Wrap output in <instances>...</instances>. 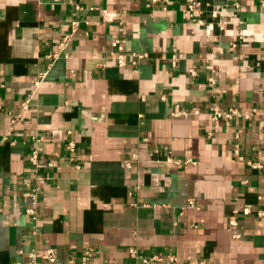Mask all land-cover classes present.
<instances>
[{
	"label": "crops",
	"instance_id": "obj_1",
	"mask_svg": "<svg viewBox=\"0 0 264 264\" xmlns=\"http://www.w3.org/2000/svg\"><path fill=\"white\" fill-rule=\"evenodd\" d=\"M47 248L264 264V0H0V264Z\"/></svg>",
	"mask_w": 264,
	"mask_h": 264
},
{
	"label": "built area",
	"instance_id": "obj_2",
	"mask_svg": "<svg viewBox=\"0 0 264 264\" xmlns=\"http://www.w3.org/2000/svg\"><path fill=\"white\" fill-rule=\"evenodd\" d=\"M153 2H158L159 0H152ZM198 10V4L196 1H191L187 4V12L189 14V16L191 18H193L194 16V13L197 12ZM212 16L214 18H218L219 17V14H218V11H213L212 12ZM73 25V30L72 32H75L77 26H78V22H73L72 23ZM71 37H72V34H67L66 36H64L63 40L61 41L60 45H59V48L61 49V51H63L66 46L68 45L69 41L71 40ZM113 46L118 48L119 51L121 52L119 55H118V64L120 67H126L128 65V58L129 56L127 54H124L122 51H123V47L120 43L119 40H115L113 42ZM63 53V52H62ZM60 55V52H56L54 53L53 55H51L53 58H58ZM132 55V63L133 64H136L139 60L141 59H146L147 58V55L146 54H131ZM191 74L192 75H195L196 72L194 70H191ZM39 82L36 83V86L38 87L39 86ZM216 84V80H215V76L212 74L209 78V85L211 87H213L214 85ZM197 112V111H195ZM211 113H212V116L215 120H219V119H232L234 116L238 115L239 112L237 111V109L233 108L231 109L229 112H222V110L217 106V105H214L213 108H211ZM75 144L74 142H68L67 145H66V150L70 153V154H73L75 152ZM30 162L32 163V165H34V167L38 170L42 167H44V164L40 161L39 159V155H38V152L37 151H34L30 157ZM51 165V163H50ZM255 167H258L259 165L258 164H255L254 165ZM195 202L193 201H190L189 202V205L192 207V206H195L194 204ZM29 212H34V210L32 209H29L28 210ZM130 253L131 255L133 256H136L137 255V252L135 249H131L130 250ZM91 251L88 250L86 253H85V256H84V261H87L89 260V258L91 257ZM57 250L55 248H47L45 250H43L41 253L33 250L32 252L29 253V262L27 264H40V263H46V264H56L57 262ZM154 261H157V262H161V261H168L172 264H174L177 260L175 257H169V258H163L161 256H152V257H145L143 258L142 262L144 264H150Z\"/></svg>",
	"mask_w": 264,
	"mask_h": 264
}]
</instances>
